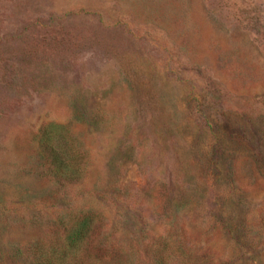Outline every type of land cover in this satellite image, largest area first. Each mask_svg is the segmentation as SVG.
<instances>
[{"label": "rangeland", "instance_id": "rangeland-1", "mask_svg": "<svg viewBox=\"0 0 264 264\" xmlns=\"http://www.w3.org/2000/svg\"><path fill=\"white\" fill-rule=\"evenodd\" d=\"M47 123L79 183L48 175ZM77 213L264 264V0H0V264Z\"/></svg>", "mask_w": 264, "mask_h": 264}, {"label": "trees", "instance_id": "trees-1", "mask_svg": "<svg viewBox=\"0 0 264 264\" xmlns=\"http://www.w3.org/2000/svg\"><path fill=\"white\" fill-rule=\"evenodd\" d=\"M39 146L48 158V175L61 187L79 183L85 175L86 155L63 125L47 123L39 132ZM23 264H214L180 237L149 244H124L106 228L101 215L77 213L56 233L22 251Z\"/></svg>", "mask_w": 264, "mask_h": 264}]
</instances>
